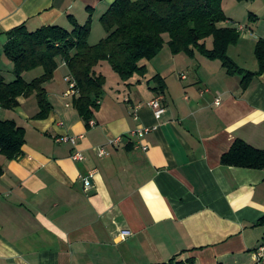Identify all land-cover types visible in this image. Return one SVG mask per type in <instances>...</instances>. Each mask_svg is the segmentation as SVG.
Listing matches in <instances>:
<instances>
[{
  "label": "crops",
  "instance_id": "crops-1",
  "mask_svg": "<svg viewBox=\"0 0 264 264\" xmlns=\"http://www.w3.org/2000/svg\"><path fill=\"white\" fill-rule=\"evenodd\" d=\"M114 1L0 0V51L18 25L72 30L90 15L100 20ZM164 48L151 60L171 64L150 61L145 76L124 80L107 61L95 67L106 83L89 126L62 60L46 84V118H35V94L19 97L14 109L0 106V119L26 131L21 156L0 150V264H264L256 261L264 245V168L222 163L237 139L264 149V72L244 89L240 75L208 60L193 78ZM158 95L167 108L160 119L149 106ZM142 126L153 130L130 134ZM66 136L76 142L59 140ZM101 148L108 153L99 155Z\"/></svg>",
  "mask_w": 264,
  "mask_h": 264
},
{
  "label": "trees",
  "instance_id": "trees-1",
  "mask_svg": "<svg viewBox=\"0 0 264 264\" xmlns=\"http://www.w3.org/2000/svg\"><path fill=\"white\" fill-rule=\"evenodd\" d=\"M223 1L115 0L100 17L107 35L97 44L89 42L92 15L85 24L76 22L72 30L59 24L33 31L25 24L18 25L7 32L8 41L0 51V64L2 57H7L14 64L15 76L8 81L0 66V106L14 109L20 104L19 97L35 94L40 107L35 118H46L52 110L46 84L54 78L62 60L76 81L74 105L89 126L106 83V77L95 67L107 61L124 80L135 74L145 76L147 67L141 61L155 58L166 44L175 55L194 57L199 52L210 60H219L228 74L242 77V87L247 89L252 79L264 72V36L254 47L258 70L242 68L229 54L242 32L238 25L228 24ZM208 37H213L212 48L204 43ZM37 68L43 69L42 75L26 80L24 74ZM153 80L158 83L155 90L164 92L163 77L157 75ZM25 141L24 127L12 119H0V150L8 159L22 155ZM222 163L262 169L264 149L237 139L223 155Z\"/></svg>",
  "mask_w": 264,
  "mask_h": 264
},
{
  "label": "rangeland",
  "instance_id": "rangeland-1",
  "mask_svg": "<svg viewBox=\"0 0 264 264\" xmlns=\"http://www.w3.org/2000/svg\"><path fill=\"white\" fill-rule=\"evenodd\" d=\"M223 7L225 13L230 18V21L228 22L230 26L238 25L239 27H246V30L241 31L242 35L239 40V44L237 46H231L230 55L236 59L241 67L253 70L257 67L256 63H258L255 56V43L260 37L264 36V0H224ZM104 10H107V8L104 7L102 13ZM251 13H254L255 16ZM91 26L92 30L89 42L91 44H97L106 36V31L102 22L99 20V15L96 14L94 16ZM166 39H168V35H166ZM204 41L209 48L213 47V37H208ZM164 51L165 53L169 52L170 55L176 56L177 61L183 64L182 68L188 71L189 77L193 78L196 76L198 77V75H202L203 73V68L199 70L198 66H201L204 61L208 62V60H210L199 52H197L195 57H188L185 53L177 55L172 54L167 44L165 45ZM153 60L144 59L141 61V64L149 65L150 61H152V65L155 66H158V64H171V60L169 58L164 59L161 62L156 60V63ZM9 61L10 60L6 58V60H3L0 64L1 68L7 71L8 76L11 75V72L9 73L8 70L10 71L14 69L13 62Z\"/></svg>",
  "mask_w": 264,
  "mask_h": 264
},
{
  "label": "built area",
  "instance_id": "built-area-1",
  "mask_svg": "<svg viewBox=\"0 0 264 264\" xmlns=\"http://www.w3.org/2000/svg\"><path fill=\"white\" fill-rule=\"evenodd\" d=\"M239 29L241 31L246 30V27L241 26L239 27ZM68 80L70 81V89L73 92H77V87H76V81L75 79L70 75L68 76ZM163 96L162 95H158L155 98H153L150 102H149V106L153 109L154 114L156 116L157 119H160L165 112L167 111L166 106L163 103ZM92 124H94L93 121H91ZM153 130L152 127H148V126H142V127H138L133 129L130 134L132 136H137L139 138H144L146 137V135L148 133H150ZM59 140H72L74 143L76 142V138L75 137H70V136H66L64 138H59ZM120 141V137L115 139L114 141H112L113 143L117 144ZM144 146V145H143ZM145 148H147L146 146H144ZM99 155H105L108 153V151L104 148L99 149L98 151ZM73 158L76 160H82L84 158L83 154L79 151H76L73 155ZM86 183L89 186L90 182L89 180L86 179ZM130 234L129 230H123L122 231V235H128ZM256 261L258 263H264V245H261L257 250H256Z\"/></svg>",
  "mask_w": 264,
  "mask_h": 264
}]
</instances>
